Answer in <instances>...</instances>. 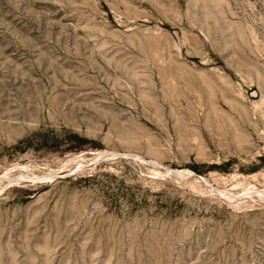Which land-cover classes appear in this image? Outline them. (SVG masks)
<instances>
[{
  "label": "rangeland",
  "instance_id": "1",
  "mask_svg": "<svg viewBox=\"0 0 264 264\" xmlns=\"http://www.w3.org/2000/svg\"><path fill=\"white\" fill-rule=\"evenodd\" d=\"M0 264H264V0H0Z\"/></svg>",
  "mask_w": 264,
  "mask_h": 264
}]
</instances>
